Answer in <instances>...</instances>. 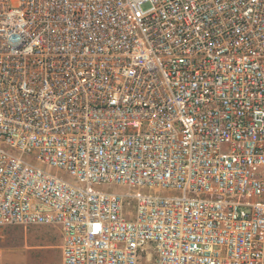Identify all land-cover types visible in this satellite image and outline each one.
Here are the masks:
<instances>
[{
    "label": "built area",
    "instance_id": "built-area-1",
    "mask_svg": "<svg viewBox=\"0 0 264 264\" xmlns=\"http://www.w3.org/2000/svg\"><path fill=\"white\" fill-rule=\"evenodd\" d=\"M10 226L62 264H264V0H0Z\"/></svg>",
    "mask_w": 264,
    "mask_h": 264
},
{
    "label": "rangeland",
    "instance_id": "rangeland-1",
    "mask_svg": "<svg viewBox=\"0 0 264 264\" xmlns=\"http://www.w3.org/2000/svg\"><path fill=\"white\" fill-rule=\"evenodd\" d=\"M61 237L50 226H10L0 235L1 264H62Z\"/></svg>",
    "mask_w": 264,
    "mask_h": 264
}]
</instances>
